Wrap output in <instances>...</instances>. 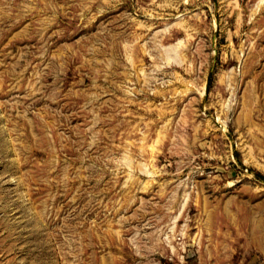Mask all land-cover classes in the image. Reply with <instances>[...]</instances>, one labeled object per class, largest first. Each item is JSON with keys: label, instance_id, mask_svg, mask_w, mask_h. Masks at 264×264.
I'll return each instance as SVG.
<instances>
[{"label": "rangeland", "instance_id": "1", "mask_svg": "<svg viewBox=\"0 0 264 264\" xmlns=\"http://www.w3.org/2000/svg\"><path fill=\"white\" fill-rule=\"evenodd\" d=\"M0 264H264V0H0Z\"/></svg>", "mask_w": 264, "mask_h": 264}, {"label": "bare ground", "instance_id": "2", "mask_svg": "<svg viewBox=\"0 0 264 264\" xmlns=\"http://www.w3.org/2000/svg\"><path fill=\"white\" fill-rule=\"evenodd\" d=\"M182 246V245H181Z\"/></svg>", "mask_w": 264, "mask_h": 264}]
</instances>
